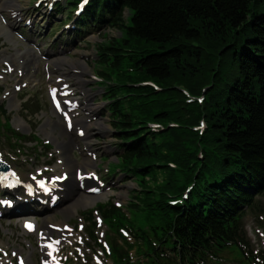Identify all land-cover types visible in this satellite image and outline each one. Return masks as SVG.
Listing matches in <instances>:
<instances>
[{
  "label": "trees",
  "instance_id": "obj_1",
  "mask_svg": "<svg viewBox=\"0 0 264 264\" xmlns=\"http://www.w3.org/2000/svg\"><path fill=\"white\" fill-rule=\"evenodd\" d=\"M74 25L77 38L120 33L96 46V76L119 141L110 174L136 190L126 206L95 209L105 257L225 264L235 247L240 263L264 264L242 221L264 197V0H90ZM2 134L12 147L26 140L5 118Z\"/></svg>",
  "mask_w": 264,
  "mask_h": 264
},
{
  "label": "rangeland",
  "instance_id": "obj_2",
  "mask_svg": "<svg viewBox=\"0 0 264 264\" xmlns=\"http://www.w3.org/2000/svg\"><path fill=\"white\" fill-rule=\"evenodd\" d=\"M12 1L20 8L18 13L11 15V12L7 11L1 14L4 26H7V22L14 26L10 34L16 44L12 46L4 36H0V106L5 110L4 115L0 114V119L2 121L4 118L8 119L13 130L26 137V140H23L20 147H12L5 136L0 135V160L7 164L13 177H17L25 185L32 184V189H34L36 179H42L50 184L57 183L54 179L62 180L58 177H63L65 180L67 178L64 174L66 158L73 164H80L82 160L88 159L91 165L85 171L91 175L94 174L93 187L109 195L89 207H79L77 213L72 216L64 217L58 213V207L61 204L53 205V200L57 197H53L52 194H42V198L40 194V198L35 201L24 195V202L20 200L18 206L16 205L8 212H5L7 205L4 201L11 197L4 194V200L0 202V212L4 210L0 215V264H20L21 258L29 252H32L29 264H42V250L48 245H42L34 232L23 233L19 218L14 212L20 206L33 208L31 217L39 226L42 224L43 214L49 211L52 223L60 221L66 225V229H70L71 236L60 241L57 247L54 246V258L57 264H111L110 260L104 256L102 247L98 246L106 240L107 231L104 224L100 223L98 212L95 209L99 204L111 201L121 207L126 206L136 190V184L133 179L120 171L110 174L113 165L117 162L119 141L106 112L103 88L99 85L100 80L96 76L95 56L97 45L104 43L107 39L118 37L120 33L112 27L95 28L88 34L84 33L85 37L80 39L76 37L74 9L71 12L64 8L58 12L59 8L56 7L58 11H55L54 5L49 0ZM61 4L65 7L66 0H63ZM127 16V11H124V20ZM27 48L34 51L37 57L31 65H28L27 73L22 74L17 67L21 66L23 61L12 60L7 56L14 54L17 50L24 51ZM57 58L62 60V70L52 65V61ZM4 59L8 61H3ZM72 70L74 76L64 79L63 89L72 90L70 98H76L78 102L86 94L87 97L85 96L84 99L87 103L100 106L99 111L92 117H88L84 124L88 126L94 122H101V125L97 126L98 129L93 127L95 132L91 131L90 136L83 135L87 133V129L83 125H78L70 132L77 142L63 152L51 138L45 135L44 130L49 129L43 125L48 119L56 121V115L60 118L61 124L64 122L70 124L71 121L82 118L80 113L74 117L63 116L60 112L55 114L49 101L48 92L52 80L59 78L61 71L69 73ZM26 78L29 80L25 81ZM78 81L79 84H76ZM81 83L84 84L81 87L82 91L78 88ZM10 96L15 97L11 100L17 104V107L13 109L8 107ZM59 100L62 104L63 97L60 96ZM18 121L26 126L25 130H20L15 126ZM53 133L59 141L62 140L58 129H55ZM64 139L67 140L66 137ZM88 143L90 146L86 148L85 145ZM89 176L87 179L91 180ZM69 184L70 182L63 184L65 189L63 194L66 193ZM78 184L82 186L80 182ZM22 187H19L20 191L24 192L25 189ZM92 189V187L89 189L80 187L81 191ZM19 198L22 199L21 195ZM257 201L259 210L246 213L242 221L252 247L256 250H263L264 197L257 198ZM90 211L94 216L96 240L87 234L86 213ZM56 237L55 232L51 238L56 239ZM20 248H23L25 252L21 254L14 252L15 249ZM222 257L225 264H242L235 247H230L222 254Z\"/></svg>",
  "mask_w": 264,
  "mask_h": 264
},
{
  "label": "bare ground",
  "instance_id": "obj_3",
  "mask_svg": "<svg viewBox=\"0 0 264 264\" xmlns=\"http://www.w3.org/2000/svg\"><path fill=\"white\" fill-rule=\"evenodd\" d=\"M20 8L17 6L16 3H14L12 0H0V36H4L6 41L14 46L15 40L10 34L11 28H14L12 23L7 22L6 25L4 26L2 24V16L1 14L10 11L11 15L18 13ZM9 59H17L19 61H23L22 65L17 67V70H21L22 74L27 73V67L28 65H31L32 62L35 60L37 55L35 54L34 51L31 49H26L24 51L17 50L14 54H10V56H7ZM3 61H8V59H4ZM52 65L56 67V69L62 70V60L60 58H57L52 61ZM58 71V70H57ZM73 77L74 76V71H70L69 73H66L64 71H61V73L58 75L59 78L52 80L51 82V88L56 89L57 93L59 96L63 97V103L61 104V111L65 112L68 114L69 117H74L76 114H82L81 119H76L75 121H71L72 123L68 124L66 122L60 123V118L56 115L57 120L56 121H50L49 119L44 122V127L48 128L49 130L45 131V135L49 138H51L58 147L61 148L63 152L71 146L74 145L75 142H77L76 139L72 137L70 132L74 130L78 125H83L87 129V133H84L83 135H91L92 133L95 132L93 130V127L95 129H98L97 126L101 125V122H94L86 126L84 122L87 120L88 117H92L94 114H96L100 106L97 105H91L87 103V100H85V94L84 97L78 102L76 98H70L72 96V90L70 89H63L65 85L64 79L67 77ZM23 79V78H22ZM29 80L28 78L25 79V81ZM24 82V79H23ZM76 84H79V81L76 82ZM84 84L81 83L79 85V90L82 91L81 87ZM61 86V87H58ZM50 88V89H51ZM12 98H15L14 96H10L8 99V107L10 109H13L14 107H17ZM75 108H77L75 110ZM80 109V111H78ZM55 114L58 112L55 111ZM71 125V126H70ZM18 129L20 130H25L26 126L21 122L18 121L15 125ZM70 126V127H69ZM72 127V128H71ZM92 127V128H91ZM71 128L70 130H68ZM55 129L59 130V137L62 138L61 141L58 140V138L54 135L53 131ZM66 137L67 140L64 138ZM86 148L90 146V144L85 145ZM67 165V166H66ZM90 161L88 159L82 160L80 164H73L69 159H65V169H64V174L67 175L68 179L65 181L63 180L62 184H52L50 185L49 182L47 183L48 186H50V193H52L53 197L57 195L58 199L57 202L54 205L59 206L58 207V213L63 215L64 217L72 216L77 213V209L79 207H89L92 204H95L97 201H100L102 199H105L109 194L107 192H99V194L91 193L88 190L81 191V188H86L89 189V187H93L92 183L94 180V174L91 175L89 172H86V168L89 167ZM91 176V180L87 179V176ZM89 176V177H90ZM62 178V177H58ZM77 183L74 184L73 182ZM70 182L69 188L66 190V193L63 194V191L65 190L63 187V184ZM78 182L82 184L79 185ZM20 203V202H19ZM59 204V205H58ZM50 205V204H48ZM20 206V204H19ZM56 206V207H57ZM33 208L30 207H25L22 208L21 206L18 207V209L14 212H16L17 218H19V225L21 227V230L23 233H29V232H34L38 238L39 242H41L42 245L46 246L42 252H43V257H42V264H57L54 258V246L57 247L58 243L62 241L63 239H66L67 237L71 236V231L70 229H66V225L63 224L60 221H57L55 223L51 222L52 216L48 214L49 211L43 214L42 217V224L39 226L38 223L31 217V214L33 212ZM9 210L6 209L5 212H8ZM2 213V212H1ZM32 224L33 229L30 231L28 228V225ZM56 232V239H52V234ZM14 252H18L19 254L25 252L23 248L20 249H15ZM45 253V255H44ZM31 256L32 252L27 253L24 257L21 258L20 264H29L31 261Z\"/></svg>",
  "mask_w": 264,
  "mask_h": 264
},
{
  "label": "water",
  "instance_id": "obj_4",
  "mask_svg": "<svg viewBox=\"0 0 264 264\" xmlns=\"http://www.w3.org/2000/svg\"><path fill=\"white\" fill-rule=\"evenodd\" d=\"M6 165H4V164H2L1 162H0V173L2 172V171H5V167Z\"/></svg>",
  "mask_w": 264,
  "mask_h": 264
},
{
  "label": "snow or ice",
  "instance_id": "obj_5",
  "mask_svg": "<svg viewBox=\"0 0 264 264\" xmlns=\"http://www.w3.org/2000/svg\"><path fill=\"white\" fill-rule=\"evenodd\" d=\"M53 97L55 98V92L53 91ZM59 107V105H57ZM41 187H43V184H41Z\"/></svg>",
  "mask_w": 264,
  "mask_h": 264
}]
</instances>
